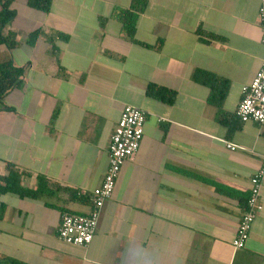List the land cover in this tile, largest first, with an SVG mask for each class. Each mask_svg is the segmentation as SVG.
Listing matches in <instances>:
<instances>
[{
	"label": "crops",
	"instance_id": "obj_1",
	"mask_svg": "<svg viewBox=\"0 0 264 264\" xmlns=\"http://www.w3.org/2000/svg\"><path fill=\"white\" fill-rule=\"evenodd\" d=\"M130 2L52 0L48 12L27 0L10 4L15 16L3 34L14 31L17 45H1L0 61L11 58L24 74L0 100V175L11 164L27 190L42 177L90 198L106 173L124 106L146 118L88 245L65 243L57 227L63 211L87 213L89 200L50 187L33 198L6 192L0 263L264 264V181L249 237L243 248L232 246L264 157V125L235 115L264 59L259 0H148L135 39L150 46L161 40L158 49L121 32L115 11ZM37 29L43 34L27 43ZM56 32L68 40L53 39L54 53L46 37ZM196 69L228 81L226 123L216 121L209 89L192 80ZM149 83L174 90L175 101L148 97Z\"/></svg>",
	"mask_w": 264,
	"mask_h": 264
},
{
	"label": "built area",
	"instance_id": "obj_2",
	"mask_svg": "<svg viewBox=\"0 0 264 264\" xmlns=\"http://www.w3.org/2000/svg\"><path fill=\"white\" fill-rule=\"evenodd\" d=\"M259 24L263 30L264 41V0H259ZM236 116L242 122H254L264 125V59L252 80L243 87L241 100L237 106ZM146 113L142 109L125 105L114 127L108 146V167L101 184L94 188L90 195V209L87 213L64 211L60 215L57 237L77 246L88 245L96 232L101 209L111 197L115 180L125 160L132 157L139 147L143 135ZM235 149L231 143H226ZM264 181V157L261 158L256 172L250 180V193L247 207L242 214L235 237L232 240L234 249L244 247L249 237L252 223L261 209L260 191Z\"/></svg>",
	"mask_w": 264,
	"mask_h": 264
},
{
	"label": "trees",
	"instance_id": "obj_3",
	"mask_svg": "<svg viewBox=\"0 0 264 264\" xmlns=\"http://www.w3.org/2000/svg\"><path fill=\"white\" fill-rule=\"evenodd\" d=\"M13 0H0V46L5 45L8 49H12L17 45L16 33L8 30L6 34H3V29L8 25L15 16V11L10 9V4ZM52 0H27L29 7L40 10L42 12H48L51 8ZM148 0H131L130 6L126 9H117L115 11V17L119 20L121 25V32L124 33L130 41L138 43L145 47H151L158 49L161 44L159 40L155 45H148L138 42L135 39L136 22L139 14L143 13L147 8ZM103 22V19H100ZM43 34L41 29L34 30L29 33L26 38V42L29 44L34 43L37 38ZM209 34L210 38H215L214 34ZM59 38L68 40L67 35L56 32L55 35L50 34L46 39L51 44L52 52L56 50L53 43V39ZM56 53V51L54 52ZM24 74V68L16 67L13 65L11 58L7 57L0 61V100L12 89L17 88L22 83V76ZM192 80L196 83L206 86L209 89V95L207 102L216 109L215 119L217 122L226 123L227 114L223 112L222 105L227 93L228 81L221 78L214 73L205 71L202 69H196L192 73ZM145 93L148 97L153 98L165 104H172L175 101L176 92L165 87L158 86L154 83H149L146 87ZM57 113L55 108L53 118ZM236 115V114H235ZM238 118V117H237ZM240 121V120H239ZM236 128V127H235ZM232 127H229V132H232ZM7 175H0V194L11 192L21 197H37L43 193L47 187L53 190L62 189L68 192L69 198L78 202H85L89 200L88 196L81 195L80 193L67 189L66 187H60L59 185H52L45 178H38L37 186L34 190H27L20 185L21 172L17 171L11 164L7 165ZM90 201V200H89ZM64 212V211H63ZM2 216V207L0 209V217ZM0 264H22L13 260H6Z\"/></svg>",
	"mask_w": 264,
	"mask_h": 264
},
{
	"label": "rangeland",
	"instance_id": "obj_4",
	"mask_svg": "<svg viewBox=\"0 0 264 264\" xmlns=\"http://www.w3.org/2000/svg\"><path fill=\"white\" fill-rule=\"evenodd\" d=\"M20 1V0H19ZM20 3V2H19Z\"/></svg>",
	"mask_w": 264,
	"mask_h": 264
}]
</instances>
